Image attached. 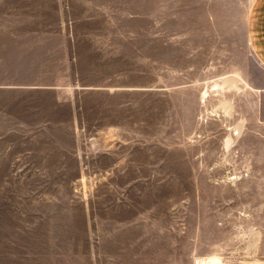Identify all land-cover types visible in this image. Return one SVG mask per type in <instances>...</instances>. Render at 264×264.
<instances>
[{"label": "rangeland", "instance_id": "374dc122", "mask_svg": "<svg viewBox=\"0 0 264 264\" xmlns=\"http://www.w3.org/2000/svg\"><path fill=\"white\" fill-rule=\"evenodd\" d=\"M84 1L0 22V264H264L259 0Z\"/></svg>", "mask_w": 264, "mask_h": 264}, {"label": "crops", "instance_id": "0c3cea01", "mask_svg": "<svg viewBox=\"0 0 264 264\" xmlns=\"http://www.w3.org/2000/svg\"><path fill=\"white\" fill-rule=\"evenodd\" d=\"M84 2V0H79ZM71 2L72 0H0V19L2 18H17V17H26L24 20H3L1 22V26H6L3 30H14L7 29L8 25H21L23 28L21 31L24 40L37 42V45L34 43L31 46H27L26 48L37 49L39 50L41 38L39 36L40 31V21L39 18H46L48 16H54L60 20V25L63 22V18L70 15L71 11ZM23 6V7H20ZM62 20V21H61ZM47 23V22H44ZM64 24V23H63ZM35 26V27H33ZM2 29V28H1ZM0 29V31H1ZM64 30H60L56 36H58L59 40H68L69 38L63 35ZM251 35H252V44L254 46V50L256 52V56L259 58L261 63L264 65V0H259L256 5L255 15L251 19ZM19 37V35L17 36ZM46 40V36L43 38ZM52 38H48L50 40ZM57 39V38H56ZM62 46V45H61ZM55 48V49H62ZM46 47V46H45ZM58 47V46H57ZM32 54V53H30ZM38 55V54H32Z\"/></svg>", "mask_w": 264, "mask_h": 264}, {"label": "bare ground", "instance_id": "6f19581e", "mask_svg": "<svg viewBox=\"0 0 264 264\" xmlns=\"http://www.w3.org/2000/svg\"><path fill=\"white\" fill-rule=\"evenodd\" d=\"M229 84H231V85H236V81H237V79L235 78V77H233V76H229L228 78H227V80H226ZM211 262V261H210ZM205 264V263H204Z\"/></svg>", "mask_w": 264, "mask_h": 264}]
</instances>
